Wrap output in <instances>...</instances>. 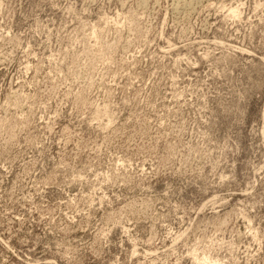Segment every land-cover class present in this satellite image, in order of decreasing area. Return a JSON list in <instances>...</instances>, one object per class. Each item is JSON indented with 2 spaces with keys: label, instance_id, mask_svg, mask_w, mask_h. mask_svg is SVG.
<instances>
[{
  "label": "rangeland",
  "instance_id": "rangeland-1",
  "mask_svg": "<svg viewBox=\"0 0 264 264\" xmlns=\"http://www.w3.org/2000/svg\"><path fill=\"white\" fill-rule=\"evenodd\" d=\"M0 264H264V0H0Z\"/></svg>",
  "mask_w": 264,
  "mask_h": 264
}]
</instances>
